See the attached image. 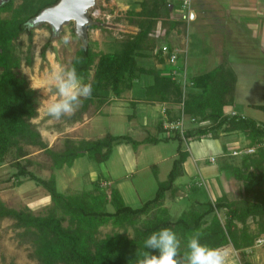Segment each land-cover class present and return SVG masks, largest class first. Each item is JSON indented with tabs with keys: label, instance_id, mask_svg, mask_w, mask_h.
Instances as JSON below:
<instances>
[{
	"label": "trees",
	"instance_id": "trees-1",
	"mask_svg": "<svg viewBox=\"0 0 264 264\" xmlns=\"http://www.w3.org/2000/svg\"><path fill=\"white\" fill-rule=\"evenodd\" d=\"M58 1H0V165L7 157H12L15 186H21L24 180L32 181L48 193L51 202L43 215H34L28 209L7 208L0 202V219L13 220L15 227L22 230V236L31 238V256L39 264H136L144 251L159 254L157 250L145 249L144 245L152 233L164 228L177 233L181 254L186 250L187 238L198 231L202 244L231 248L241 264H250L246 262L247 250L264 237V125L238 113L231 114L229 109L234 105L237 77L226 60V53L216 68L189 78L188 90L182 91L179 79H172L168 73L166 58L153 39L157 24L169 29L178 25L175 4L172 0H141L137 3L138 10L127 11L123 19L128 26L137 29L136 34L116 44L111 52L94 51L83 45L69 63L68 67H75L81 81L92 87L91 96L82 99L80 112H86L89 107L99 110L112 98L130 91L134 82L142 84L148 78L146 103L178 105L175 114L165 109L155 126L157 130L168 131L163 129L164 122H179L180 115L191 118L190 124L184 127L182 134L178 129L172 130L170 137L161 139L149 136L137 141L129 135L111 134L97 140L66 139L63 149L56 152L47 148L32 123L38 116L39 95L29 86L21 70L15 45L22 35L27 36L25 64L30 66L32 33L28 25ZM90 27L97 28V25ZM49 46L41 48V58ZM148 56L156 59L155 67L145 68L139 63ZM256 107L264 111V93L263 104ZM237 134L246 141L240 150L253 149L254 152L240 155L238 163L237 156H231V152L222 158L225 162L220 171L224 175V186L236 190L230 193L225 188L223 195L213 201H194L188 210L172 220L165 199L167 194L172 198L178 193L175 182L185 174L184 164L189 152L183 147L184 143ZM171 140L178 143L171 169L165 181L157 184L153 198L137 208L126 205L119 191L109 184L108 178L100 177L101 174L92 189L63 194L57 191L53 175L48 179L39 178L29 169L30 161L20 163L28 155L26 147L42 150L55 171L70 169L74 161L84 155L97 164H104L115 147L124 145L136 149L140 145L154 146ZM101 182L107 184L102 186ZM107 226H111V233L100 237V229ZM128 229L132 231L131 237L127 235Z\"/></svg>",
	"mask_w": 264,
	"mask_h": 264
},
{
	"label": "rangeland",
	"instance_id": "rangeland-1",
	"mask_svg": "<svg viewBox=\"0 0 264 264\" xmlns=\"http://www.w3.org/2000/svg\"><path fill=\"white\" fill-rule=\"evenodd\" d=\"M140 1L97 0L95 7L89 11V18L93 22L91 25L95 24L97 28L87 26L84 42L76 35L73 22L63 26L56 35L47 23L28 25V30L32 33L30 66L25 64V55L29 46L27 36L22 35L16 42V53L21 59V70L29 86L39 95L38 116L32 120V123L41 134L47 148L59 152L63 149L66 139L74 142L97 140L107 134L129 135L137 141L149 136L158 139L170 137V132H159L155 127L159 119L153 120L148 115L141 117L138 113L139 109L142 110V106L151 108L153 114L154 112L160 114L164 108L169 109L172 114L178 111L176 104H165L162 107L154 105L153 108V105L145 102V83L150 81L148 78L144 79L145 83L142 84L134 82L135 86H132V89L135 92L137 90L136 93H131L132 89L126 91L119 98H112L109 104L99 110L96 107H89L86 112L81 113L79 105L73 115L63 117L59 121L53 120L45 113L46 102L56 98L54 89L48 83L49 74L56 65L68 66L76 51L83 45L89 46L94 51L111 52L116 44L136 34L137 29L128 26L123 19L127 11L138 10L137 3ZM171 2L176 4L174 15L179 18L178 25L169 29L168 26L163 27L159 23L153 30V39L157 40V46L163 44L177 52L178 59L174 65L165 61V67L170 71L168 73L170 75L174 72L181 75L185 73L186 79H179L178 82L182 91L186 92L189 78L216 68L221 64L226 53V60L237 77L233 110L242 117L264 125V111L255 106L263 104L264 93V0L258 2L256 10L258 17L255 16L253 19H245L246 17L242 16L247 15L243 13L244 11L251 10L234 12L235 7L229 6L224 0H205L204 8H201L196 0H189L190 8L196 15V18L190 19L189 22L180 20L185 11L177 5L179 2L177 0ZM247 20L253 23H247ZM48 44L50 46L41 58V48ZM139 63L145 68L155 67L157 64L153 56H148ZM136 99L138 101H135ZM131 103H134L133 107ZM131 114L133 117H130ZM190 119L184 116V124H190ZM236 139L235 145L239 146L237 150L245 147L246 141L241 134L227 138L220 137L221 141H225L224 143L230 141L233 143L232 140ZM177 145V141L171 140L154 146L140 145L136 149L128 146L135 156L136 165L133 173H128L119 179L114 177V168H112L114 163L121 165L119 164L121 161L116 159L117 147L104 164H97L84 155L75 160L70 169L65 167L55 171L51 168L49 157L42 150L26 147L28 155L20 163L30 161L29 169L39 178L48 179L53 175L57 191L63 194L92 189L93 182L101 174L100 177L109 178V184L119 191L126 205L137 208L152 199L157 184L165 181ZM183 147L186 150L191 148L190 143H184ZM229 152L220 155L221 159H217L215 164L207 161V158L212 156L207 157L206 161L195 164L194 168L190 163L193 170L190 172L185 170V174L175 182V186L179 188L178 193L172 198L167 194L165 199V207L169 210L172 220L188 210L194 201L204 203L209 199L212 201L215 199L211 195L213 187L220 183L225 185L220 166L225 162L222 158H225ZM238 158L239 156L236 157V163ZM13 163L14 159L7 157L4 164L0 165V202L7 208L28 209L34 215L45 214L46 208L51 204L48 193L28 180H24L21 186L16 187ZM101 184L105 186L107 183L101 182ZM226 189L230 193L236 190L233 187ZM224 190L220 191L221 195ZM219 216L220 219L223 218L222 214ZM111 231V226L103 227L99 236L103 237ZM127 235L131 237L130 229ZM260 239L261 244L255 243L253 248L247 250L249 253L246 258L247 263L264 264V237ZM228 249L235 264H241L237 253L231 248ZM32 250L31 238L22 236V230L15 227L13 220L0 219V264H39L31 256Z\"/></svg>",
	"mask_w": 264,
	"mask_h": 264
},
{
	"label": "clouds",
	"instance_id": "clouds-1",
	"mask_svg": "<svg viewBox=\"0 0 264 264\" xmlns=\"http://www.w3.org/2000/svg\"><path fill=\"white\" fill-rule=\"evenodd\" d=\"M49 86L56 98L45 105V113L53 120L71 116L92 93L90 84L83 83L75 67L57 64L48 77ZM145 249L158 251V255L144 251L136 264H235L232 253L226 247H211L201 243V233L187 238L186 250L181 254V240L171 228L152 233L145 241Z\"/></svg>",
	"mask_w": 264,
	"mask_h": 264
},
{
	"label": "crops",
	"instance_id": "crops-1",
	"mask_svg": "<svg viewBox=\"0 0 264 264\" xmlns=\"http://www.w3.org/2000/svg\"><path fill=\"white\" fill-rule=\"evenodd\" d=\"M177 1L179 2L177 5L180 7L181 2H180V0H177ZM224 1L226 3H228L229 6L231 5V6L235 7L234 12L251 10L250 12H248V11L243 12L244 14H247V15H242L243 17H246L245 19H253V17H255V16L258 17L256 10L258 9V2H260V0H224ZM191 3H192V1H191ZM196 3L198 5H200L201 8L205 7L204 6L205 0H196ZM247 7H249V8H247ZM192 15H193V17H192ZM237 16H239V15H237ZM190 17L193 20L196 18L195 12L191 8H190ZM243 22H245V21H243ZM247 23H253V22L247 20ZM133 86H135V85H133ZM133 92H135V91H133V89H132L131 93H133ZM136 92H137V90H136ZM138 99H136L135 101H138ZM157 106L162 107L163 105L157 104ZM255 106H259V105L256 104ZM149 107H152V106H149ZM153 108H154V105H153ZM233 109H234L233 107H230V109H229L230 112H232V113L235 112ZM152 111L153 110L151 108H146V107L142 106V110L139 109L138 113L141 117H144L146 115L151 116L153 118V120L159 119L161 117V112H160V114H158V112H157L156 113L157 115H156L155 112L153 114ZM232 141H233V143L231 141L224 143L225 141H223V140L221 141L220 138L217 140L204 138L200 141L191 142L190 143V146H191L190 150L187 149V151L189 152V157L187 158V161L184 164L185 170L190 172L191 170H193L195 164L206 161L205 159L207 157H211V156L216 158L215 159V163H216L217 159L220 158V155L221 156L223 154L225 155V153L229 152V149H231V152L234 150H237V149H235L236 148L235 144L237 143V139L232 140ZM228 143H230V144H228ZM117 154L118 155H117L116 159H117V161L118 160L121 161L119 163L121 165L118 166L116 163H114L112 168H114V170H113L114 171V177H117L119 179L121 177H125L126 174H128V173H133L134 167L136 165V161L134 158L135 156L132 155L128 146H124V145L118 146L117 147ZM207 161H208V158H207ZM190 163L193 164V168L190 167ZM108 177H110L109 174H108ZM224 188H226V187L221 183L218 184V186L215 185V187H213V193L211 194L212 197H214L215 199L217 197H219L221 195L220 191L221 190L223 191Z\"/></svg>",
	"mask_w": 264,
	"mask_h": 264
},
{
	"label": "water",
	"instance_id": "water-1",
	"mask_svg": "<svg viewBox=\"0 0 264 264\" xmlns=\"http://www.w3.org/2000/svg\"><path fill=\"white\" fill-rule=\"evenodd\" d=\"M5 1V0H0ZM97 0H59L55 5L44 9L32 21V25L47 23L58 34L63 26L74 23L76 35L86 41V28L93 22L89 11L96 5Z\"/></svg>",
	"mask_w": 264,
	"mask_h": 264
},
{
	"label": "built area",
	"instance_id": "built-area-1",
	"mask_svg": "<svg viewBox=\"0 0 264 264\" xmlns=\"http://www.w3.org/2000/svg\"><path fill=\"white\" fill-rule=\"evenodd\" d=\"M181 9L183 11H185L182 15H181V20L183 21H190V2L189 0H181ZM160 49H161V54L163 57L166 58V63L167 64H170V65H174L177 61V52L176 50H170L169 51V48L165 45H161L160 46ZM184 68V72H185V66L183 67ZM172 79H182V78H185L186 79V76H185V73L183 75H181L180 73H176L174 72L172 75ZM166 108L162 109L161 111V116L162 114H164V111H165ZM233 114V113H231ZM184 116L183 115H180V121L179 122H175V123H168V122H164L163 124V129L164 130H168V132L172 131V130H179L180 134L183 133V130H184V127H185V124H184ZM254 150L253 149H243V150H234L231 152V156H240V155H246V154H250V153H253ZM208 161L210 163H214L215 162V159L213 157L209 158ZM264 241V239H263ZM261 239H258L256 241L257 244H261Z\"/></svg>",
	"mask_w": 264,
	"mask_h": 264
}]
</instances>
